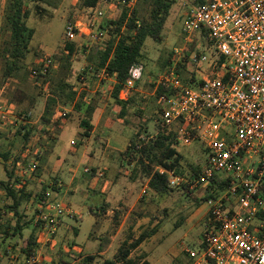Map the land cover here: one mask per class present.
I'll return each mask as SVG.
<instances>
[{
    "label": "rangeland",
    "instance_id": "1",
    "mask_svg": "<svg viewBox=\"0 0 264 264\" xmlns=\"http://www.w3.org/2000/svg\"><path fill=\"white\" fill-rule=\"evenodd\" d=\"M43 2L41 6L45 14L37 16L33 13L27 22L28 27L35 31L30 46L31 52L25 60L18 63L11 78L4 77L5 64L0 58V109L8 114V119L3 124L0 119V132L5 135V138L0 141V150L12 153L10 163L6 164L8 169H12L13 159L20 157V164L15 167V171L22 172L21 178L17 175L22 183L26 180L29 182L28 192L33 195L51 193L55 201L62 207L70 208L73 214H64L60 217L56 233L49 235L45 228L38 226L37 211L42 207L37 203V198L32 196L28 201H24L20 211L28 225L23 231L22 239L8 238L3 242L0 240V264L4 262L25 264L27 257L22 254L21 248L31 235L39 244L38 253L34 254L37 264H84L81 256L98 254L96 247L99 248L100 242L95 240L100 239L102 248H107L112 238H116L124 220L118 216L116 218L111 216L109 220L104 219L103 213L107 210L103 212L101 209L103 205H99V198L89 191L91 176L88 175L95 168L88 155L90 150L97 151L102 147V142L99 139H93L87 147L84 146L85 143H82L81 138L82 130L78 124L79 115L73 114L70 106L65 107L69 112L67 116L69 119L66 122L60 121L58 127L55 125L53 127V123L61 119L59 114L62 112L60 109L62 103L60 107L56 105L53 109L50 125L45 126L42 123L45 102L49 99V95H52L50 88L55 89L61 81L66 80L65 77L68 75L66 82L72 86V92L76 93L77 97L84 92L88 93V100H92L100 109L99 119L97 117L96 120V133L103 136L107 132L106 128H110L114 137H119L117 140L119 143L116 145L124 152L131 138L138 131L147 132L144 134L145 140L155 138L159 132H162L159 125L161 105L155 98L152 82L161 73L170 55L176 54V50L185 46L183 23L188 5L186 0H175L164 28V41L157 43L148 38L145 42L141 60L145 69L144 75L131 95L136 105L128 111L127 116L121 118L120 109L113 99L115 84L89 74L81 76L86 66L94 65L96 52L105 45L106 41L91 45L87 40L79 41L75 55L70 61V70L61 71L59 64L57 69L52 70L51 81L48 84L42 79L37 82L32 76L34 68L40 66L46 57H62L65 50L66 23L70 22V19L81 18L84 13L79 7V0H43ZM114 2L118 4L117 9L111 10L106 6L103 8L105 17L102 26L115 20L124 6L120 0H114ZM33 5L32 1L29 2L28 8L33 10ZM133 7L138 9L142 18H148L150 7L144 0H134ZM5 8L6 0H0V52L3 42L8 39V34L3 32ZM86 45L89 46L88 49ZM82 77L89 81V85L80 84ZM21 119L32 122L28 127L31 131L28 141L16 133L23 127L24 123ZM176 128L175 126L174 130ZM177 150L183 157L181 171L184 173H190V168H200L208 156L205 146L197 141L188 145L179 142ZM108 156L107 165L119 166V170H122L118 175L119 179L125 176L126 181L131 184V193L127 195L129 206H124L125 209L121 210V214L125 213V216L132 209L131 217L127 220L126 226L121 229L115 245L120 246L126 241L130 244L142 233L156 228L157 231L152 237L131 251L130 258L133 261L137 264L144 262L193 264L185 249L199 248L205 230L208 207L200 201L204 189L191 191L179 187L165 196H154L146 189L147 180L141 178L132 181L130 179L131 170L135 166L134 162L123 159L116 152L108 153ZM35 161H38V169L31 172L30 167ZM85 169H89V173H85ZM103 170L106 173L107 167L104 165ZM75 175L77 177L74 182H70ZM6 180V168L0 159V181ZM56 180L63 181L65 188H72V193L67 194L65 190L58 195L55 188ZM6 203H8L6 194L0 187V213L3 214L4 219L9 220L11 215L4 213ZM89 211L98 213L100 218L96 220ZM131 224L133 231L130 230L129 234L127 226ZM87 241L89 243L85 248ZM88 246L96 247L88 251ZM118 249L112 250V253L106 256L107 259L114 258ZM98 262H101L100 259Z\"/></svg>",
    "mask_w": 264,
    "mask_h": 264
},
{
    "label": "built area",
    "instance_id": "2",
    "mask_svg": "<svg viewBox=\"0 0 264 264\" xmlns=\"http://www.w3.org/2000/svg\"><path fill=\"white\" fill-rule=\"evenodd\" d=\"M186 3L185 46L176 50V61L152 83L175 93L158 100L162 131H175L178 143H202L208 156L194 180L160 171L172 188L186 184L191 191L203 188L215 195L205 203L208 211L201 246L185 249L193 264H264V0ZM104 6L112 10L118 4L102 0L95 8L83 11L81 18L66 23L65 46L74 43L77 47L82 40L89 45L107 40V33L100 30ZM194 40L197 48L186 55ZM186 56L190 74L183 81L178 63ZM58 66L56 59L46 57L40 72L33 70L32 75H41L43 80ZM144 70L142 63L131 68L119 100L131 98ZM95 77L116 83L104 71ZM80 84L86 86L89 81L82 77ZM60 109L59 117L68 115L66 108ZM0 119L2 124L7 121L5 110L0 109ZM21 120L24 124L28 121ZM37 167L35 161L30 171ZM104 175L99 169L95 178ZM216 179L226 183L223 189L212 188ZM45 196L38 221L53 235L59 218L73 212L55 201L51 193ZM26 264H37V258H27Z\"/></svg>",
    "mask_w": 264,
    "mask_h": 264
},
{
    "label": "trees",
    "instance_id": "3",
    "mask_svg": "<svg viewBox=\"0 0 264 264\" xmlns=\"http://www.w3.org/2000/svg\"><path fill=\"white\" fill-rule=\"evenodd\" d=\"M31 1L34 4L33 10L28 8V3ZM101 1L102 0H79V7L82 11H85L95 8ZM120 1L124 6L121 8L118 17L115 20L107 22L105 26H101L100 28V30L107 33L105 45L96 52L97 57L94 65L86 66L81 76H86L88 74L96 76L104 71L108 76L114 77L116 83L113 88V99L115 105L120 109L119 116L124 118L127 116L128 111L136 105V101L134 98H130L128 101L119 100V92L123 89L131 68L141 63L146 40L150 38L157 43H162L164 41V28L170 16L171 9L175 4V0H144L150 7L148 18H142L138 9L132 8L134 0ZM42 3H44L43 0H6L3 32H5L6 35L8 34V39L3 42L0 52L1 61L5 64V69L3 71L5 78H11L18 67V63L25 60L31 52L30 46L35 31L28 27L27 22L33 13L37 16L45 14V10L41 6ZM71 20L72 19L69 21ZM196 48L197 45L194 40L189 44L188 49H186V55ZM65 51H67L68 54H66ZM75 52V44L69 43L66 44L62 57H51L58 61L61 71L68 72L71 68L70 61L75 55ZM176 59V54L172 53L168 62L164 63L161 73H164L167 67L175 62ZM40 66L35 67L34 70L40 72ZM188 68L186 56V58L178 63V69L183 81L189 77L190 72ZM51 72L52 70L43 78V82L46 84L51 81ZM192 76L194 75L192 74ZM41 77V75H38L36 81H40L42 79ZM67 78L68 75L65 79L67 80ZM66 80L61 81L60 85L56 86L55 89L52 90L50 88L49 91L52 92V95L50 94L49 99L45 102L42 123L45 126L50 125L53 109L56 105H58V107L62 105V108L70 106L72 107V113L79 115L78 124L79 128L82 130L81 138L82 140H87L90 137V133L93 131L92 121L97 107L92 100H88V93L84 92L77 97L76 93L72 92V86L67 84ZM152 87L155 89V98L157 100H159L160 97L175 95L172 90L164 87L159 86L156 88L155 85H152ZM60 103L62 104L60 105ZM67 116L62 117L57 122L53 123L52 126L54 127L55 125L58 127L61 122H66L69 119ZM31 124L32 122L28 120L26 124L16 132L18 136L22 135L25 141H28L31 136L30 128L28 129ZM146 133L145 131H138L136 135L131 138L127 150L120 154L123 159H128L135 163L134 168L131 170L130 179L132 181L141 178L147 180V191L154 196L162 197L176 188L169 186L167 175L160 171V169L173 172L177 176L190 177L192 180L198 178L200 168H190V173L181 171L183 157L177 150L178 141L175 131L170 133H166V131L159 132L155 138L150 140L144 139V134ZM4 138L5 135L0 132V141ZM0 159L4 162L7 175L6 181H0V187L5 192L6 199L8 200V203L4 206V213L11 215V218L7 220L4 219L2 216L3 214L0 213V240L8 238L22 239L23 231L28 225V222L24 221L25 216L20 211L23 202L28 201L33 196L37 198V203L43 207L46 196L45 194L40 195L38 193L35 195L31 194V192H28L29 182L26 180L25 183H22L21 179L17 177L15 174V167L20 164V157L13 159L12 169H8L6 165L10 163L12 159V153L10 151L3 152L0 150ZM128 165L131 166V164ZM90 175L94 176L95 171L93 170ZM225 185V182L216 179V181H213L212 188L221 190ZM180 188L189 190V186L186 184H182ZM214 197V194L208 190H204L200 197V201L206 203L208 199ZM106 208L107 206L105 205L101 207L103 212ZM39 213L40 211L38 210L37 215H39ZM94 215L98 217L99 214L95 213ZM2 222H4L3 227H1ZM38 226L43 227V223L39 221ZM156 231V228H153L150 232H144L130 244L127 241L124 242L113 259L105 260L101 264H137L130 258L131 251L137 249L143 242L152 237ZM199 246H201V242ZM38 249L39 245L36 242V238L31 235L25 240L21 252L25 257L29 258L38 253ZM82 259L84 264H94L96 257L86 256L82 257ZM143 264L148 263L144 262Z\"/></svg>",
    "mask_w": 264,
    "mask_h": 264
},
{
    "label": "crops",
    "instance_id": "4",
    "mask_svg": "<svg viewBox=\"0 0 264 264\" xmlns=\"http://www.w3.org/2000/svg\"><path fill=\"white\" fill-rule=\"evenodd\" d=\"M110 82L114 83L112 81H110ZM99 110H100L99 108H96V111H95L96 114L94 113V115H93V121H92L93 131L90 133L89 139L82 140V143L84 142L85 143L84 146L87 147L88 146L87 144L89 142H91L93 139H99V141L102 142V144H101L102 147L98 148L97 151L90 150V154L88 156L90 157L91 161L94 164L93 167L95 169H92V171L94 170L95 174L99 169H103V165L107 167V170H106V173H105V176L103 179L102 178L97 179L94 177L95 175L94 176H91L90 174L88 175V176H91L90 177L91 178L90 179L91 184L89 186V189H90L89 191L91 193H94L95 195H97V197L99 198V205L107 206V208H106L107 211H105L103 213L104 219L109 220V218H111V216L115 217V218L118 216L120 219L124 218V220L121 224V227H120V231H118L117 235L115 236L117 238V236L121 233V229H123L126 226L127 220H129L131 217L130 215L132 213V209H130L125 216H124L125 213L121 214V210L125 209L124 206H126V207L129 206V203L127 202L128 201L127 195L131 193L130 192L131 191V184L126 181L125 176H123L122 178L119 179L118 175L122 171V170H119L120 169L119 166H114V167L112 166L111 167V166L107 165L108 161H109L108 153H115L116 152L118 154H121V153H123V150L116 145V143H119L117 141L119 137L115 138L114 135L111 133L112 131L110 128H106L105 131H107V132L105 134H103V136L101 135L102 137L98 133H96V124H97L96 120H97V117L99 115ZM98 119H99V117H98ZM47 129L52 130L50 128H47ZM115 140H116V142H115ZM86 151H88V150H86ZM109 167H111V168L109 169ZM18 173H16V171H15V174L18 175L19 177L23 175L22 172H20V171ZM124 174H125V172H124ZM125 175L127 176V174H125ZM76 177H77L76 175L73 176L71 178L70 182H74ZM38 181H41V179H38ZM55 188H56L58 195H60L62 193V191H65V190H66L67 194L72 193V188H70V187L65 188V184H63V181L57 182V180H56ZM89 213H90V215L94 216L96 220H98L100 218V215H98V217H96L94 215L96 212L94 213V212L89 211ZM96 224H97V222H96ZM132 226H133L132 224L127 226V230L129 232V234H130V230L132 229ZM133 229H134V227H133ZM132 231L133 230H131V232ZM116 238H112V240H111L112 242L107 245V248H102V244H101L100 239L95 240V241L100 242L99 248H97L96 246H94V247L88 246V251L92 248H95V247L98 250V254L95 255L96 259H95L94 264H101L103 261L109 260V259H107L106 256L109 253H112L111 252L112 250L121 247V245L120 246L115 245V243L117 241ZM88 240H89V237H88ZM1 241L3 242V240H1ZM88 243L89 242L87 241L85 248L87 247ZM114 246H116V248L113 249ZM77 247H79V246L77 245ZM88 256H92V255H88ZM82 257L83 256H81V258ZM84 257H86V256H84ZM97 258L100 259L101 262H98ZM4 264H14V262H12V263H10V262L5 263L4 262Z\"/></svg>",
    "mask_w": 264,
    "mask_h": 264
}]
</instances>
